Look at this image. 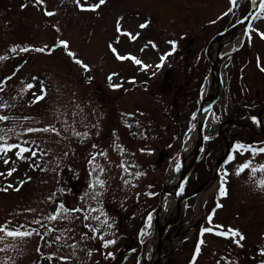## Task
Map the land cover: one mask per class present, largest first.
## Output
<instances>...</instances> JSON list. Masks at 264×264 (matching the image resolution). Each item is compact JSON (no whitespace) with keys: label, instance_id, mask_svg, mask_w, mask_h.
I'll return each mask as SVG.
<instances>
[{"label":"rangeland","instance_id":"rangeland-1","mask_svg":"<svg viewBox=\"0 0 264 264\" xmlns=\"http://www.w3.org/2000/svg\"><path fill=\"white\" fill-rule=\"evenodd\" d=\"M96 2L88 0L89 4ZM251 5V0H237L233 11L223 16L230 7L229 0H107L95 13L80 12L72 0H44L42 6L35 5L34 0H0V56L8 57L0 60V81H4L0 84V115L9 117L0 121V136L9 143L28 141L25 146L37 153L35 157L25 154L28 158L14 165H4L0 158V172L17 168L10 177L0 176V188L9 183L20 187L18 192H0V225L10 221V228L23 225L41 234L45 232L42 225L54 229L43 239L33 234L30 238L0 240V264H139L143 245L153 231L152 220L166 177L172 175L174 183L177 180L185 136L194 129L204 101L203 89L211 72L206 49L209 47V53L219 33L238 22ZM45 6L56 15H43ZM257 15L259 19L251 25L264 30V13L259 11ZM121 16L123 29L139 33L137 39L115 32V21ZM145 21H150L149 26L140 29L138 25ZM57 39L69 41L70 50L88 64L90 71L81 69L60 48L51 55L9 51L15 45L52 47ZM168 41L176 42L175 51L156 69L159 57L171 51ZM109 43L120 55L131 54L152 67L142 71L131 61L116 60L107 48ZM225 52L220 74L222 93L211 108L213 119L204 125V139H209L204 140L178 198L204 186L183 201L178 222L162 230L160 254L154 236L147 254L153 264L159 257V264H191L201 228L215 229L217 225L239 228L246 236L243 248L214 233H205L196 264H260L264 259L260 255L264 248V192L258 187L264 172L248 169L239 176L235 174L245 160L256 168L264 164V154L234 151L237 143L264 147V71L260 70L264 67V41L255 35L249 40L245 31L229 49L222 48L221 53ZM18 67L20 71L6 80ZM112 73L118 74L112 82L121 85L115 90L108 87L107 76ZM34 76L38 79L33 80ZM28 83L35 87L24 91ZM41 84L47 96L33 104L32 93L39 94ZM252 117L259 123H253ZM228 120L248 124L253 130L232 124L220 128ZM49 125L55 131L26 132L28 127ZM14 151L8 153L12 160L16 159ZM229 155L235 156L231 162ZM95 166L99 167L93 176L103 179L105 187L97 186L96 191L103 195L93 200L88 185ZM224 171L228 172L226 198L218 192ZM20 181L28 182L21 187ZM53 193L55 198L49 199ZM60 203L69 210L81 211H70L67 218L46 220ZM217 203L223 207L216 209ZM92 208L98 211L90 212ZM85 215L90 218L85 220ZM210 215L211 223L207 219ZM91 216H99L100 221L106 216L112 227ZM175 217L176 201L169 195L163 201L159 226ZM34 219L41 224L32 223ZM85 224L100 231L91 233ZM100 235L114 239L115 244L102 247ZM108 252L113 256L106 258Z\"/></svg>","mask_w":264,"mask_h":264},{"label":"snow or ice","instance_id":"snow-or-ice-1","mask_svg":"<svg viewBox=\"0 0 264 264\" xmlns=\"http://www.w3.org/2000/svg\"><path fill=\"white\" fill-rule=\"evenodd\" d=\"M35 5L37 6H42L44 5V0H34ZM72 3L75 5L76 9H78L80 12H92L95 13L97 12L102 6H104L107 3V0H98V2L96 3H92L89 4L88 0H72ZM229 4L230 7L228 8V10L226 12L223 13V16H227L229 13H231L233 11V9L237 6V0H229ZM22 7H27V5H22ZM259 9L261 13H264V0H261V3L259 5ZM43 15L48 16V17H53L56 15L55 12L53 11H48L46 6L44 7V11H43ZM222 17H218V19H221ZM262 19H264V17H261ZM123 16L119 17L116 21H115V32L122 35V36H126L131 40H135L137 39V37L139 36V33L133 34L131 31H126L123 29L122 26V21H123ZM212 23H215L216 21L213 20L211 21ZM150 24V21H145L144 23H141L138 25V27L140 29H145L146 27H148ZM55 31L59 32L60 29L58 27H55ZM246 35H248L249 40H251L253 38V35L259 37V39L261 41H264V30H261L259 28L254 27L253 25L249 24L248 28L246 30ZM117 42H119V38H117ZM167 43H169L171 45V51H169L168 53L161 55L159 57V63L155 65L156 69H160L163 65L164 62L167 58V56L171 55L173 51H175L176 48V42L175 41H168ZM149 44H151L152 48H156V45L152 42H149ZM60 48L62 49L65 54L67 55V57H69L76 65H78L81 69H83L85 72L90 71L88 64H86L81 58L77 57V54L74 51L70 50V43L69 41L65 40V39H57L54 43V45L52 47H49L47 44H45L43 47H21L19 45H15L13 47H11L9 49L10 52L12 53H17V52H21V53H28V52H36V53H47L49 55L52 54L53 51H55V49ZM107 48L114 54L115 59L118 61H131L133 62L135 65L140 67V70L142 71H146L149 68L152 67V65L149 64H145L141 59H137L135 56L129 54V55H120L117 51V49L113 46V44L109 43L107 45ZM141 51L143 52L144 49L142 48ZM8 57L6 56H0V60H5ZM259 63H258V67H259ZM261 71H264V67H260ZM20 68H16L15 72H13L12 75L7 76L6 80H11L13 78V76L15 75L16 72H19ZM118 75L117 73H112L109 74L107 76V81H108V87L112 88V89H118L121 87V85L118 84H114L113 81V76ZM153 76L156 75V72L154 71L152 73ZM33 80H37V77H32ZM88 80H91L92 77H88ZM130 83H135L134 80L129 81ZM4 81H0V84H3ZM35 87V85H33L32 83H28L25 88L24 91H29L31 89H33ZM0 91H3V87H0ZM38 93H32L33 95V100L32 103H38L42 100H44L47 96V91L45 86H43L41 84V86L38 89ZM131 115V114H128ZM193 118H195L193 116ZM9 119L8 116L5 115H0V121H7ZM25 119H28V117H25ZM253 123H259V121L257 120L256 117H252L251 118ZM128 127H130V125H126ZM8 131H12V129H8ZM49 131H55V128L51 125L43 127V128H34V127H28L26 129L27 133H35V132H49ZM77 136L80 135V133H75ZM84 135L86 136L87 133H84ZM113 135H115V133H113ZM205 139H209V137H205ZM0 158L3 159V164L4 165H9L11 164H15L17 161H23L26 160L28 157L25 154H30L31 157H35L37 155V153L35 151H32L29 147L25 146L28 144V141H24L23 143H9L6 140L5 136H0ZM116 147L118 149H120V151H123V149L120 147V145H116ZM93 148H96V145H93ZM14 151V156H15V160H12L9 156L8 153L13 152ZM141 151H143V149H141ZM234 151L239 152L241 155H243L244 153H252V154H264V147H260V148H253L249 145L246 144H242V143H237L236 145H234ZM100 155H106V153H99ZM65 155H67V153H65ZM95 159V156L92 157L91 160H89V164L91 165L93 163ZM235 159L234 155H229L228 157V162H231L232 160ZM99 166H95L93 167L92 171L89 173L90 176H93V174L96 172V168H98ZM120 167L124 168V171L127 172L128 169L121 164ZM180 165L179 163L176 164V170L179 171ZM250 169L251 172L255 173L257 171L259 172H264V164H260L258 168L256 167H252L251 165V161L250 160H245L243 163L239 164V166L236 168L235 170V174L237 176H239L241 173L245 172V170ZM17 171L16 167H11L8 168L7 172H0V176H5V177H10L12 176L15 172ZM100 173L104 172L103 168H99ZM137 176L142 175V173H136ZM228 176V172L224 171L222 173L221 176V183L219 185V195L223 198L228 197L229 193H228V189L226 187L227 181L225 180V177ZM28 180H31V177L28 178ZM28 181H20V186L22 187L24 183H27ZM125 183H128V181H125ZM97 186L100 189H104L105 187V181L103 179H100L99 176H93L92 181L89 183L88 187L89 189L92 190L91 193V198L93 200H96L97 197L103 195L102 191H96ZM259 190L264 192V180H260L259 181ZM20 191V187H16L13 184L9 183L7 184L5 187L0 188V192H4V193H8L9 191ZM59 191L63 192V189H60ZM86 195H89V193H86ZM149 195H152L151 193ZM55 198V193L51 194L49 196V199H54ZM223 204L221 203H217L215 205L216 209L222 208ZM28 211H34L33 209H28ZM80 212L81 209L80 208H76V209H71L69 210L68 208H66L64 203H60L57 207L55 212L52 215H48L45 217L46 220L48 221H55L59 218H67V213L69 212ZM98 211V209L92 208L90 209V212H96ZM215 212V209L213 210V213ZM101 215H104V213L101 210ZM90 217L89 215H85L84 219L88 220ZM91 219L93 220H97L100 221V217L99 216H91ZM209 223H211L212 221V216L210 215L208 218ZM149 222L151 221V215H149L148 217ZM11 222L9 221L7 224L4 225H0V233H2V235H0V240H3L5 238H12V239H24V238H30L33 236V234L39 236L41 239L44 238L45 235H47L48 232L53 231L54 229L48 228L47 226L42 225L43 227H45V232L43 234H41L40 232H37L35 229L32 230H28L25 229L23 225H21L18 228H10L9 224ZM32 223L40 225L41 224V220L39 219H34L32 221ZM101 224L105 225L108 228H111L112 225L110 223H108V219L105 216V219L103 221H100ZM84 227L89 229V232L91 233H97L100 231V229L96 228V227H92L88 224H85ZM69 231H71L69 229ZM205 233H214L216 236L219 237H223L225 239H229L231 240V242L233 244H235L237 247L239 248H243V243L242 241H244L246 239V236L241 232V230L239 228H233V227H228V228H224L223 225H217L216 228H211V227H203L200 230V239L197 241V243L195 244V250L194 253L191 257V264H196L197 262V258L200 256L201 251H202V245H204L205 240H204V234ZM143 235V233H142ZM90 239H95L97 238L96 236H90ZM99 240L101 242V246L104 248H108L109 246L115 244V240L114 239H105L103 235H100ZM60 239V237H56V240L58 241ZM37 251H39V249H37ZM89 255H91V252H89ZM260 255L261 257H264V248H262L260 250ZM113 253L112 252H108L106 254V258L108 257H112ZM49 259H51V257H49ZM222 259H224L222 257ZM217 264H220L219 261H217ZM260 264H264V259L260 260Z\"/></svg>","mask_w":264,"mask_h":264},{"label":"bare ground","instance_id":"bare-ground-1","mask_svg":"<svg viewBox=\"0 0 264 264\" xmlns=\"http://www.w3.org/2000/svg\"><path fill=\"white\" fill-rule=\"evenodd\" d=\"M253 1V6H255L256 4V0H252ZM245 28L246 26H242L239 28H236L230 32H228L227 34H225L223 37H219L217 39H215L211 46H210V52H209V59L211 62V66H212V71L210 72L208 78H207V82L204 86L203 92H204V101L203 104L204 106L207 105L209 103V101L212 99V97L215 95L217 88H218V83H217V76H220L221 74V67H222V62L224 61V56L226 54L225 53H221L222 48L223 49H229L233 44H235L236 42H238L243 33L245 32ZM213 119V114L211 110H207L205 112L202 113L201 116V120H202V125L208 121H211ZM198 142V136L196 133L195 129H192L191 131H189L186 136H185V141H184V146L182 151L180 152L179 157L182 159V170L181 172L176 176V178H178V176L187 169L190 159H191V154L194 151L196 145ZM174 184V180H173V176L172 175H168L166 177L165 180V188L164 191L162 193V199L163 201L168 198V196L172 195L171 193V187ZM161 224V220H159L158 226ZM156 238L155 237H150L145 244L143 245V250H142V255L139 259V264H153V261H149L147 259V254L149 251V246L154 243V240ZM156 253L153 257V259L155 258ZM152 259V260H153Z\"/></svg>","mask_w":264,"mask_h":264},{"label":"water","instance_id":"water-1","mask_svg":"<svg viewBox=\"0 0 264 264\" xmlns=\"http://www.w3.org/2000/svg\"><path fill=\"white\" fill-rule=\"evenodd\" d=\"M259 5V3H258ZM253 15L254 13H251L248 17L244 18L243 20H241L240 22H238L237 24H235L234 26L230 27L229 30H232V29H235L239 26H241L242 24H244L245 22L247 21H251L252 18H253ZM225 32H222L220 33L219 36H223ZM207 54H208V49H207ZM211 63V62H210ZM217 80H218V91H217V94L216 96L205 106H201L200 110H199V113H198V117H197V122H196V132H197V135H198V142H197V145H196V148L195 150L192 152V157H191V161H190V165L188 167V169L185 171V172H182L179 179L177 180V182L171 187V193L173 194L174 198L176 199V219L174 222L172 223H167L165 225L160 226V227H157V223H158V218H159V215H160V212L162 210V197H160V201H159V204H158V207H157V210H156V214L154 216V220H153V235L156 233L157 235V239H158V244H159V254H160V251H161V231L164 229V228H168L170 226H173L175 225L178 220H179V217H180V209H181V204L183 203V201L187 200L188 198L196 195L204 185H201L198 189H196L195 191H193L192 193H190L189 195H186L180 199L177 198V193L178 191L180 190V187L181 185L185 182V180L187 179L188 175L190 174L194 164H195V161L197 160L201 150H202V147H203V142H204V137H203V130H202V120H201V116H202V113L205 112L207 109L211 108V106L217 101V99L219 98L220 96V93H221V90H222V81L221 79L217 76ZM222 159H220L218 161V165L221 163ZM163 193V192H162ZM160 262V257L158 258V260L154 263V264H159Z\"/></svg>","mask_w":264,"mask_h":264}]
</instances>
